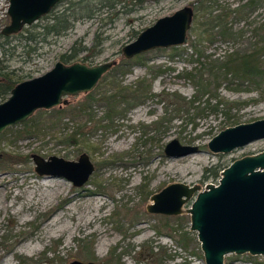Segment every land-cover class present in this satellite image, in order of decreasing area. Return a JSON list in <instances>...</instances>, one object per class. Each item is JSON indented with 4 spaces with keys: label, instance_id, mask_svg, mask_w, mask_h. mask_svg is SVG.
<instances>
[{
    "label": "rangeland",
    "instance_id": "rangeland-1",
    "mask_svg": "<svg viewBox=\"0 0 264 264\" xmlns=\"http://www.w3.org/2000/svg\"><path fill=\"white\" fill-rule=\"evenodd\" d=\"M70 1L75 5L77 0H60L45 17L34 22L33 35H38L40 27ZM90 1L101 7V3L111 0ZM196 1L120 0L113 7L100 8L91 19L76 21L64 34L49 35L46 40L32 43L35 50L23 46V36L11 37L9 47L15 46V51H7L5 63L19 74L37 76L73 46L76 50L81 46L89 48L97 39L99 44L92 47V53L82 51L73 61L82 62L83 56L91 53L83 62L93 65L116 60L113 67L117 68L124 58L123 45L133 41L158 18ZM200 1L216 13L246 0ZM7 7V0H0V31L9 22ZM192 8L194 14L187 39L183 45L176 46L178 50L171 47L149 50L144 53L150 69L133 64L127 72L111 68L101 77L93 89L97 97L113 91L114 82L125 86L144 77L151 79V95L132 106L121 103L118 110L124 108V112L114 117L111 128L105 130L94 122L87 123L84 130L91 148L81 146L78 150L77 146L58 143V138L53 137L71 132L83 120L68 112L84 100L83 93L65 97L68 102L62 106L67 109L63 118L45 135L23 132L19 135L23 122L0 134V159L9 153L16 154L14 162L0 164V181H3L0 264H68L73 260L116 264L118 258L123 264H205L196 233L189 230L187 222L179 215L149 213L146 205L151 202L150 195L169 183L196 184L203 188L207 183H217L219 178L212 177L206 169L229 165L244 155L264 151V139L226 154L212 153L207 148V142L223 128L264 118V85L257 88L247 82L240 83L239 79L221 72L209 80L207 92L200 96L191 78L185 76L202 72L207 77L208 64L216 59L224 61L235 51L250 52L257 47L263 51L264 32L260 27L264 22V0H257L252 9H243L240 18L231 13L227 20L235 37L223 39L216 35L212 41L204 39L200 46L202 56L197 55L193 43L198 39V22L207 16ZM39 36L42 38L43 34ZM158 66L161 71L152 76ZM195 95L200 97L199 104L195 102L189 107L187 101ZM216 101L221 102L219 110L212 111ZM92 108L95 119L103 117L106 108L103 101L96 102ZM43 117L46 123L49 118L54 120L53 115ZM172 139L197 145L200 151L178 158L167 157L163 148ZM82 152L89 155L95 169L81 187H74L61 177L38 175L31 158L19 157L36 153L45 158L56 155L76 160ZM166 221L178 228L174 236L166 233L163 226ZM180 226L181 232L188 230L192 237L187 248L176 240ZM197 249L200 256L191 253ZM224 264H264V255L228 254Z\"/></svg>",
    "mask_w": 264,
    "mask_h": 264
},
{
    "label": "water",
    "instance_id": "water-1",
    "mask_svg": "<svg viewBox=\"0 0 264 264\" xmlns=\"http://www.w3.org/2000/svg\"><path fill=\"white\" fill-rule=\"evenodd\" d=\"M60 0H7L9 22L1 29L8 36L22 30L48 14ZM194 10L185 5L170 15L158 18L136 38L123 45L126 59L157 48L183 45ZM117 63L107 60L89 65L57 60L42 74L14 85L8 97L0 102V134L22 123L39 109H51L66 102V96L85 94L94 89L101 77ZM264 139V118L228 126L215 134L207 148L226 154L253 141ZM200 151L197 145L167 142L165 156L178 158ZM38 175L61 177L74 187L83 186L95 167L86 152L76 160L56 155H30ZM149 213L189 216V230L196 233L205 264H224L228 254L264 255V151L233 160L219 173L217 183L203 188L196 184L173 182L149 197ZM68 264H96L70 261Z\"/></svg>",
    "mask_w": 264,
    "mask_h": 264
},
{
    "label": "trees",
    "instance_id": "trees-1",
    "mask_svg": "<svg viewBox=\"0 0 264 264\" xmlns=\"http://www.w3.org/2000/svg\"><path fill=\"white\" fill-rule=\"evenodd\" d=\"M120 2V0H111L105 3H101V7H96L93 5L90 0H77L75 5L73 2L70 1V4L67 5L59 13H56L51 21H47L40 27L38 35H33L32 29L35 27V24H31L29 26L23 27L22 30L16 34L5 36L0 32V102L4 101L9 93L10 90L14 87L15 84L18 82L25 80L27 78L32 77V75L28 74H19L17 73L16 69H10L5 63V54L7 51L13 49L15 51V46L9 47V41L11 37L23 36L21 37V41L24 43L23 46L28 48L36 49V47L32 46V43H37L40 39L46 40L47 36H59L64 34L68 29L72 27V25L81 19H91L94 17L97 11L100 8L107 6L113 7L114 3ZM69 2V1H68ZM197 0L194 3H191L192 7H194L198 12H203L205 14L206 20L199 21L196 29L198 31V39L193 43V49L197 53L198 56H202L203 52L200 49L202 45V41L204 39L208 41H212L216 35H219L221 38H234V32L232 31L231 26L228 25V17L231 13H235L237 18L242 16V10L246 7L252 9L257 0H246L243 4L234 7L230 10L222 9L221 11H217L216 13H212V9L209 6L204 5L202 1ZM209 8V9H208ZM198 12L195 13L196 17L198 16ZM45 17V15H44ZM43 18V16L41 17ZM264 27V22L261 24L260 28ZM24 32V33H23ZM43 34L42 38H39ZM264 38V35H261ZM99 44L97 39L95 43H93L92 47H96ZM92 47H85L81 46L78 50L74 48V46L69 49L68 52L61 54L60 61L67 64L69 62H74L73 60L76 59L80 52L91 51ZM175 50H178L179 47L172 46ZM173 49V50H174ZM92 53V51H91ZM90 53V54H91ZM12 54V52H11ZM90 54L84 55L82 58V62L87 60ZM264 56V50L262 51V47L253 48L250 52H233L227 55V58L224 61H218V59L208 64L206 67L207 77L203 76L202 72H198L195 76L193 74H186L187 78L194 84L196 90L200 92V96L204 95L207 91L209 80L211 78L216 77V75L220 74L221 72L227 76H232L233 79H239L240 83L247 82L252 84L254 87L261 88L264 85V66L262 64V57ZM147 58L145 57V53L138 54L131 59L123 58L121 62L118 64L117 68H114L115 71L124 73L130 70L133 64H141L143 66H148V69L151 68L150 65H147ZM161 71L160 66H158L155 73L152 76H155ZM108 73V72H107ZM106 73V74H107ZM105 74V75H106ZM103 75V76H105ZM115 81V80H114ZM113 81V82H114ZM208 82V83H207ZM150 83L151 79H147L146 77L138 79L133 84L129 85H121L119 82H114L113 85L115 86L113 91H108L105 93L100 94L97 97V94L94 90H91L88 93L84 94V100L77 104L76 107L68 108L69 115L73 117L80 116L83 117V120L78 122L75 129L71 132L66 133L63 136H53L54 138H58V143L65 144V145H75L77 149L80 150L81 146H85L87 148H91L89 143V136L88 133L84 130L87 126V123L94 122L96 123V127H100L102 129L111 128L113 125L114 117L117 116L118 113H123L124 108L120 111L118 110L121 103H127L129 106L135 105L137 103L142 102L145 98L149 97L150 94ZM62 105L53 107L51 109H39L37 110L31 117H29L26 121H24L21 126L22 129L18 132L19 135L21 133L32 134V135H45L48 133V129H51L55 126V124L63 118L65 110L62 106L67 105V99H65ZM200 97L197 95L190 98L187 103L190 106H194L195 102L199 104ZM103 101L105 104V112L103 117L99 119H95L96 114L93 111V104L96 102ZM208 100L205 101V108L208 106ZM220 101H216L215 105L211 107L212 111H218ZM204 110V109H202ZM46 114L53 115L54 120L49 118V122L46 123L44 121V117ZM19 157L23 158V160H28L30 155H22ZM16 158V154L11 155L10 153L6 156H2L0 159L1 163H12L14 162L13 159ZM227 165L222 166L220 164L214 165L213 167L206 169L209 170V174L212 177H218L220 171L225 168ZM207 175H204L206 178ZM180 219H184L187 222V227L189 226V216L188 215H179ZM169 219V218H167ZM165 227L166 233L170 236H174L175 232L177 233L178 228L174 227L170 224V222L166 221L163 225ZM179 231L181 230V226L179 227ZM158 234L161 233L160 229H156ZM179 238H177V242L182 245L184 248H187L188 243L191 241L190 231L184 230L178 233ZM198 247V246H197ZM116 249V248H114ZM113 253V252H112ZM191 253L199 255L200 251L198 249L196 251L192 250ZM116 264H123L119 262V258L116 259Z\"/></svg>",
    "mask_w": 264,
    "mask_h": 264
},
{
    "label": "bare ground",
    "instance_id": "bare-ground-1",
    "mask_svg": "<svg viewBox=\"0 0 264 264\" xmlns=\"http://www.w3.org/2000/svg\"><path fill=\"white\" fill-rule=\"evenodd\" d=\"M5 181V180H4ZM0 184H3V181H0ZM7 184V183H6Z\"/></svg>",
    "mask_w": 264,
    "mask_h": 264
},
{
    "label": "flooded vegetation",
    "instance_id": "flooded-vegetation-1",
    "mask_svg": "<svg viewBox=\"0 0 264 264\" xmlns=\"http://www.w3.org/2000/svg\"><path fill=\"white\" fill-rule=\"evenodd\" d=\"M263 32H264V27H263Z\"/></svg>",
    "mask_w": 264,
    "mask_h": 264
}]
</instances>
